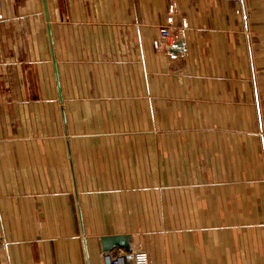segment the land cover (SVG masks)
I'll list each match as a JSON object with an SVG mask.
<instances>
[{
	"label": "crops",
	"instance_id": "0c3cea01",
	"mask_svg": "<svg viewBox=\"0 0 264 264\" xmlns=\"http://www.w3.org/2000/svg\"><path fill=\"white\" fill-rule=\"evenodd\" d=\"M114 235L264 264V0H1L0 264H101Z\"/></svg>",
	"mask_w": 264,
	"mask_h": 264
},
{
	"label": "built area",
	"instance_id": "2783aa9c",
	"mask_svg": "<svg viewBox=\"0 0 264 264\" xmlns=\"http://www.w3.org/2000/svg\"><path fill=\"white\" fill-rule=\"evenodd\" d=\"M175 12L176 9L174 4H169L165 24L159 28L158 37L152 41L154 48L160 49L174 46L184 39L187 23L185 20H181L178 25H175ZM101 264H149L148 254L143 248L128 246L125 248H119L118 251L114 252H102Z\"/></svg>",
	"mask_w": 264,
	"mask_h": 264
},
{
	"label": "water",
	"instance_id": "95a60500",
	"mask_svg": "<svg viewBox=\"0 0 264 264\" xmlns=\"http://www.w3.org/2000/svg\"><path fill=\"white\" fill-rule=\"evenodd\" d=\"M131 237L128 235L102 236L100 238L103 252L110 250L112 247L125 248L129 246Z\"/></svg>",
	"mask_w": 264,
	"mask_h": 264
}]
</instances>
